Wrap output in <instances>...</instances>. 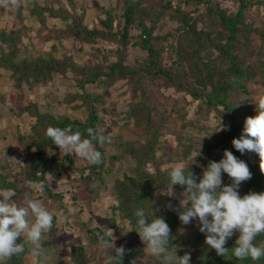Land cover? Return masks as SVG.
I'll use <instances>...</instances> for the list:
<instances>
[{
    "label": "rangeland",
    "instance_id": "rangeland-1",
    "mask_svg": "<svg viewBox=\"0 0 264 264\" xmlns=\"http://www.w3.org/2000/svg\"><path fill=\"white\" fill-rule=\"evenodd\" d=\"M138 1L140 0H21L19 8L0 7V32L19 36V56L22 58L67 57L76 67H98L101 72H107L111 64L118 61V55L124 54V64L132 68H138L145 61L146 53L138 46V43L144 40L142 28L145 27L151 30L150 43L158 54L162 68H168L173 62L175 51L179 49L185 52L186 60L178 65L183 74L176 75L177 81L183 86L184 79L195 82L189 78V67L193 63L201 58H223L221 47L224 46L226 35L224 33L220 38H216L210 31L211 14L208 12L219 9L226 16L235 14L237 5L229 0H209L212 9L207 12L205 6L199 7L195 1H173V4H180L181 10L188 12V16H191L189 18L195 19V30L205 34V40L199 39L200 42L196 45L189 40L187 44L185 39L187 36L190 39V36L186 35L188 23L178 19L171 11L161 13L158 0L141 1L140 8L145 10L131 26L125 48L119 46L116 41L96 39L94 43H84L79 40L80 34L77 30L69 33L74 22L88 29H101L100 21L105 19L106 10L111 12L112 29H119L125 3L132 5ZM35 8L37 12L42 13L43 24L38 21V14L33 13ZM48 10L64 15L65 20L50 17ZM244 22L249 33L250 48L255 51L249 48L247 54L238 49L232 52L252 66L256 63L258 48L264 50V0H251L245 11ZM218 30L220 31V28ZM3 47L4 45L0 44V48ZM75 78L71 73L60 72L53 74L45 84L35 83L32 87L24 85L17 89L9 71L0 68V175H4L3 179L14 184L16 190L13 191L16 195L13 199H16L18 204H23L25 193L31 192L32 198L39 199L53 213V227L43 235L42 249L38 255H33L32 246L29 244L30 252L25 255L24 263L71 264L73 253L81 248L85 264H109L106 258L109 254L101 251L100 244L91 246L87 241L91 230L103 231V226H107L114 230L117 247L123 245L126 253L131 256L130 264H159L157 258L147 252L139 235L131 233L127 221L116 210L117 201L112 191L117 169L122 168L126 174H132L134 160L129 152L148 138L147 133L137 127L128 115L133 97L127 81L117 80L105 89L97 84L78 88ZM143 85L146 109L159 131L155 156L163 159L161 169H171L181 164L185 170L189 167L199 180L203 167L210 161L206 155L201 154L202 146L216 143L223 132H216L219 130L220 121L228 128L227 117L220 113V107L219 112L206 110L200 99H194L186 91L170 88L162 80H145ZM76 93L104 96L97 110L98 124L99 130L104 131L110 138V143L101 147L107 157L118 156L120 159L110 164L112 171L102 170L97 177L90 172L87 161L74 154L66 155L72 160V168L67 162L60 166L59 157L64 154L55 145L49 149V154L58 159L52 173L45 176V184L58 197L49 199L43 192L31 191L20 173L23 148L18 137H24L26 140L36 137L32 129L36 122L24 108L36 109L39 113H49L55 117L83 121L85 110L79 105V99L72 100ZM262 93L264 82L259 77L255 82L246 84V92L237 96V99L243 102V112L256 115L255 103ZM35 131L43 132L41 129ZM186 148H189L188 153L184 154ZM255 158L260 160L256 153L246 152L241 160L248 165L249 161L253 162ZM146 169L153 172L149 165ZM222 181L225 185L231 183L227 174L222 175ZM167 189L153 194L163 196ZM175 191L181 192L177 189ZM176 201L178 203V200ZM199 232L198 221L195 220L189 225L177 226L173 236L181 238L179 243L182 254L178 256H183L191 250L193 238ZM198 247H202V243ZM226 257L232 264H238L232 252ZM190 264L194 263L190 261Z\"/></svg>",
    "mask_w": 264,
    "mask_h": 264
},
{
    "label": "trees",
    "instance_id": "trees-1",
    "mask_svg": "<svg viewBox=\"0 0 264 264\" xmlns=\"http://www.w3.org/2000/svg\"><path fill=\"white\" fill-rule=\"evenodd\" d=\"M141 1L132 5L125 3L124 10L121 14L122 25L119 29H112V16L109 10L105 11V19L100 21L101 29H88L85 26H80L74 22V25L69 29V33L77 30L80 34L79 40L84 43H94L96 39L101 41H116L122 48H125L128 43V32L134 21L139 19L142 12L145 10L142 7ZM174 0H158V6L161 13L171 11L181 21L188 23L186 35L187 44L191 41L196 45L201 40H205V34L195 30V19L189 18L188 12L181 10L179 3H191L195 1L198 6L206 7V12L211 8L209 0H178L173 4ZM237 5L236 13L231 16H226L225 13L219 9L209 11L211 14L209 24L210 31L215 34L216 38H220L225 33V42L222 46V59L208 58L206 60L200 59L193 63L190 67L189 78L194 80V83L184 79L185 83H179L176 75L183 74L179 71V66L182 61L186 60V54L179 49L175 51L176 57L168 68H162L158 61V54L150 43V29L142 28V35L144 40L138 43L139 49L146 53L145 61L138 66V68L128 67L124 64V54L118 55V61L111 64L107 72H101L97 67H76L70 63L67 57L59 59H51L44 57H36L32 59H25L19 56L20 49L18 47L19 36L6 34L0 32V44L4 45L0 48V68L9 71L15 88L20 86L32 87L35 83L45 84L51 79V76L60 72H68L73 74L76 78L78 88H83L86 85H102V89L110 86L117 80H126L129 90L132 94L133 100L130 105L128 115L134 120L137 127H141L148 135V138L143 144L130 150L129 154L133 157L134 166L132 174H126L122 168L117 169V176L114 180L112 191L117 201L116 210L121 214L122 218L127 221L131 233L138 234L136 231V216L137 209H144L146 215L151 221L154 216H162L168 223L171 229L173 239L172 246L177 248V255L182 254L180 249V237L175 238V230L181 222L179 221L176 212L166 208V205L171 202L177 205V201L168 198L167 196H155L153 193L169 187L171 169H161L163 159L155 156L157 150V139L159 138L158 128L155 127V122L151 120L150 112L145 105V90L143 82L162 80L168 84L170 88L186 91L194 99H200L203 107L206 110H214L219 112V107L222 109L220 113H224L228 120L227 130L221 133L214 145H203L202 155H206L209 160L219 161L223 158L225 149L231 151L236 157L241 159L242 154L237 151L233 145L232 140L239 138L243 132L245 118L248 116H255L253 114L243 112L242 104L237 96L246 92V84L255 82L257 77L264 82V50L258 48L256 55V63L252 66L240 60L239 57L232 51L238 49L248 53L249 33L244 22V15L246 8L251 0H229ZM173 7V8H172ZM50 17H57L65 20L64 15H60L53 10L47 11ZM37 13L38 21L43 24L44 18L42 13L37 12V8L33 11ZM220 28V31L218 30ZM150 30V31H149ZM147 37V40H145ZM149 38V40H148ZM200 39V41H199ZM182 48V47H181ZM251 49V48H250ZM253 52L255 49H251ZM195 54V53H194ZM193 54V55H194ZM198 57V54H197ZM197 59V58H196ZM191 76V77H190ZM100 78V81L98 79ZM194 84V85H192ZM103 95L94 94H74L72 100L79 99V105L85 110V117L83 121L69 120L66 117H55L49 113H39L36 109L24 108L31 118H34L36 124L32 129L36 137L26 140L24 137H18V141L22 149L23 164L20 173L23 179L28 182L43 183V193L49 199H56L58 196L52 193L45 184V176L51 174L53 167L57 162L58 157L49 154V149L54 148L52 140L46 137V129L49 126L59 127L61 129L71 127L73 132L79 130L84 138L87 137L86 129L92 127L99 130L98 124V108L103 100ZM41 129L42 133H37L35 130ZM110 142H106L107 146ZM232 146V147H229ZM97 150L102 153L103 162L99 165L87 166L92 174L99 176L102 170L112 171L111 165L114 160H119L118 156L107 157L104 148L101 145H96ZM186 148L184 154L188 153ZM258 157V154H256ZM60 166H64L67 162L72 168V160L66 155L59 157ZM260 160L255 158L249 161V169L252 173L250 180L243 182L239 188L241 196L249 192H264V173L261 172ZM149 165L153 172H148L146 167ZM187 173V170H185ZM5 176L0 175V188L16 190L13 183L3 179ZM197 182L199 180L197 179ZM175 189L182 191L180 186H175ZM97 233L103 234L100 229L91 230L87 235V241L92 246L98 244L99 240ZM239 233H235L226 244V247L231 248L235 246V240ZM193 247L187 251L191 255V262L194 264H232L227 255L218 256L214 249H210L205 245V235L201 232L193 238ZM178 240V243H177ZM17 242H20L18 239ZM23 242V241H22ZM202 243V247L198 245ZM258 246H264V234L258 235L255 239ZM29 244H25V251L19 255L14 256L10 260L3 262V264H25L24 257L30 252ZM228 252V253H229ZM130 255L125 253L122 264H130ZM238 264H264V257L258 261H253L251 258L238 260ZM71 264H85L83 249H76L71 257Z\"/></svg>",
    "mask_w": 264,
    "mask_h": 264
},
{
    "label": "clouds",
    "instance_id": "clouds-1",
    "mask_svg": "<svg viewBox=\"0 0 264 264\" xmlns=\"http://www.w3.org/2000/svg\"><path fill=\"white\" fill-rule=\"evenodd\" d=\"M20 5L21 0H0V7L16 9ZM255 111V116L245 118L243 132L232 140V145L242 155L246 152L258 154L259 167L264 173V93L255 103ZM225 130L227 126L220 121L216 132ZM86 132L88 138H84L79 130L73 132L71 127L49 126L45 134L64 155L74 154L90 165H99L103 156L96 145L102 146L110 142V138L104 131L92 127ZM223 174H227L230 184H223ZM169 176L167 193L161 194L178 200V204L169 202L166 208L176 212L182 225L198 221L199 231L205 235V244L218 256L228 254V240L239 233L235 246L231 248L236 259L258 261L264 257V246L255 243L256 237L264 234V192L239 194L240 185L252 177L245 161L225 149L221 160H210L203 167L199 182L189 167L186 173L181 164L172 167ZM27 184L31 191L42 192L44 189L43 183L28 181ZM175 186L183 190L177 193ZM15 195L11 189H0V264L21 255L26 243L32 246L33 255H38L43 235L53 227V213L39 199L32 198L31 192L25 193L23 204L13 199ZM135 216L136 232L147 252L157 258L159 264H190V253L178 256L177 248L172 246L171 229L164 217L155 215L149 221L142 208L135 211ZM97 237L101 251L109 254L106 257L109 264H122L126 249L123 245L117 247L114 230L103 226V234L97 233Z\"/></svg>",
    "mask_w": 264,
    "mask_h": 264
}]
</instances>
